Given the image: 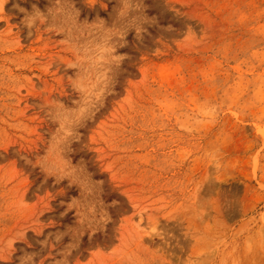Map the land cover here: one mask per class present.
I'll return each instance as SVG.
<instances>
[{"label":"rangeland","instance_id":"rangeland-1","mask_svg":"<svg viewBox=\"0 0 264 264\" xmlns=\"http://www.w3.org/2000/svg\"><path fill=\"white\" fill-rule=\"evenodd\" d=\"M17 2L0 0V264H264V0H122L153 18L136 33L104 29L115 0H27L52 4L31 37ZM65 13L126 54L74 134L53 110L89 57Z\"/></svg>","mask_w":264,"mask_h":264},{"label":"clouds","instance_id":"clouds-1","mask_svg":"<svg viewBox=\"0 0 264 264\" xmlns=\"http://www.w3.org/2000/svg\"><path fill=\"white\" fill-rule=\"evenodd\" d=\"M116 6L113 8L111 23L104 19V29L110 30L113 25L120 30L136 33L137 28L146 30V25L153 19L146 14V7L141 10H137L129 4V8L126 15L121 16V10L124 8L122 0H115ZM22 3H27V0H19V2L13 5L14 8L22 14L21 24L27 32V36L33 35V29L38 26L41 19L51 26L53 24V17L49 13V9L52 7L51 3H47V6L42 10L37 3L31 5V9L22 7ZM134 3V0H133ZM69 14L63 15L57 14L56 23L63 24L67 22L72 27L73 38L79 37L77 42L78 51L89 57V61L83 67H77L73 75V88L77 92V97L73 100L72 105H64L62 108H56L53 110V119L55 120L58 128H63L64 131L69 134H74L77 130V121L79 123H85L86 118L93 111L94 107L100 103V100L107 92V84L104 82H97V74L105 70L108 71L111 76L118 65L114 63L115 60L122 56H126L124 53L119 52V39L117 37L108 38L106 31H98L95 35H85L80 37V32L87 30L82 28V24L85 21L77 19L75 25H72L68 18ZM100 19H103L100 17ZM88 24H95L96 20L86 21ZM125 41L127 37L125 36ZM99 59V66H95ZM95 66V67H94ZM95 73V74H94ZM88 77L95 85L91 91H87L83 88L82 82ZM63 105V102H58ZM71 114V115H70ZM64 132L61 133L63 135ZM51 147V144H50ZM47 152L41 157L44 161L42 167H52L51 161H45ZM67 158V157H65ZM219 166V162L214 159L213 169L215 170Z\"/></svg>","mask_w":264,"mask_h":264}]
</instances>
